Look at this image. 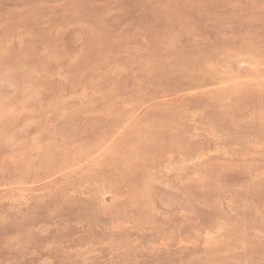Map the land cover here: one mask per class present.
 I'll use <instances>...</instances> for the list:
<instances>
[{
  "label": "rangeland",
  "instance_id": "1",
  "mask_svg": "<svg viewBox=\"0 0 264 264\" xmlns=\"http://www.w3.org/2000/svg\"><path fill=\"white\" fill-rule=\"evenodd\" d=\"M0 264H264V0H0Z\"/></svg>",
  "mask_w": 264,
  "mask_h": 264
}]
</instances>
